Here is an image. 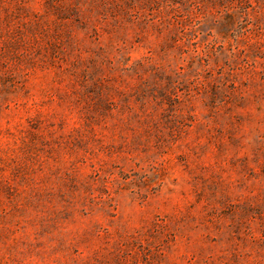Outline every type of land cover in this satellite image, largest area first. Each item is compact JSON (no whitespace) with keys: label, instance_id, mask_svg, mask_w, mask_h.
Masks as SVG:
<instances>
[{"label":"rangeland","instance_id":"374dc122","mask_svg":"<svg viewBox=\"0 0 264 264\" xmlns=\"http://www.w3.org/2000/svg\"><path fill=\"white\" fill-rule=\"evenodd\" d=\"M0 264H264V0H0Z\"/></svg>","mask_w":264,"mask_h":264}]
</instances>
